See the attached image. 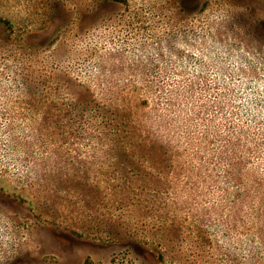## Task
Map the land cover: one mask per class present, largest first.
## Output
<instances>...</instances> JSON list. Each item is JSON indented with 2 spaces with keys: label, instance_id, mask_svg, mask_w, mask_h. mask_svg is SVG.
Wrapping results in <instances>:
<instances>
[{
  "label": "rangeland",
  "instance_id": "obj_1",
  "mask_svg": "<svg viewBox=\"0 0 264 264\" xmlns=\"http://www.w3.org/2000/svg\"><path fill=\"white\" fill-rule=\"evenodd\" d=\"M0 19V264H264V0Z\"/></svg>",
  "mask_w": 264,
  "mask_h": 264
},
{
  "label": "trees",
  "instance_id": "obj_2",
  "mask_svg": "<svg viewBox=\"0 0 264 264\" xmlns=\"http://www.w3.org/2000/svg\"><path fill=\"white\" fill-rule=\"evenodd\" d=\"M106 1H119V0H106ZM188 7L195 8V5L192 4V2H190V1H187L186 4H185V3H181V8H182V10L186 11ZM252 15H254V14H252ZM257 20H259V21H263V20H260V19H257ZM2 21H3V20L0 19V23H1ZM7 23H9V22H7ZM259 23H260V22H256V21L253 22L254 26H256V27H259Z\"/></svg>",
  "mask_w": 264,
  "mask_h": 264
}]
</instances>
